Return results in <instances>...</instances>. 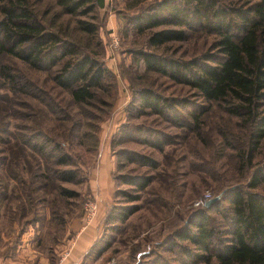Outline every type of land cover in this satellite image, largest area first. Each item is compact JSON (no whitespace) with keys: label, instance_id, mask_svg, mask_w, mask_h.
I'll use <instances>...</instances> for the list:
<instances>
[{"label":"rangeland","instance_id":"obj_1","mask_svg":"<svg viewBox=\"0 0 264 264\" xmlns=\"http://www.w3.org/2000/svg\"><path fill=\"white\" fill-rule=\"evenodd\" d=\"M62 1L29 0L28 8L62 45L82 54L89 43L107 72L94 98L78 104L53 84L58 67H30L19 58L22 47L0 55V264H205L198 259L204 253L176 235L195 233L194 216L205 212L222 226L232 189L264 196V184L247 188L264 165V139L249 168L246 118L227 102H207L170 70H147L139 54L194 63V72L214 65L217 37L195 27L182 42L150 47L152 33L182 30H136L134 19L162 0H93L88 14L86 6L68 14ZM85 24L95 25L93 39ZM145 91L163 101L159 111L146 106ZM135 177L151 182L139 191L126 182ZM207 194L220 211L196 206ZM88 203L96 204L89 222ZM93 228V239L82 243Z\"/></svg>","mask_w":264,"mask_h":264},{"label":"trees","instance_id":"obj_2","mask_svg":"<svg viewBox=\"0 0 264 264\" xmlns=\"http://www.w3.org/2000/svg\"><path fill=\"white\" fill-rule=\"evenodd\" d=\"M94 3L99 4L98 0ZM94 3L93 0L61 2L68 14H75L84 6L88 14L94 10ZM28 5H31L29 0H0V55H16L15 49L22 47L18 49L21 60L37 70L49 71L58 67L59 70L51 77L53 84L67 90L75 103H88L94 98L93 90L100 87L107 72L97 59L95 49L87 43V52L81 54L72 43L62 45L61 37L45 33L44 25ZM134 20V26L140 33L164 25L182 28L152 33L147 40L150 47L182 42L186 38V30L196 31L193 30L195 27L217 37L213 43L217 57L214 65H196L194 72L193 67L188 66L194 63L166 61L147 53L139 55L147 70L164 74L170 70L173 79L197 90L207 102H227L234 115L246 118L248 145L244 159L250 168L264 139V0H235L228 6H223L220 0H162ZM81 30L93 39L96 27L85 24ZM58 32L64 34L65 30ZM8 43L11 46L7 47ZM4 76L6 80L10 79L8 74ZM142 93L146 106L159 111L158 107L163 103L159 96L148 91ZM32 146L43 151L33 143ZM141 159L145 166L154 164L146 158ZM126 180L139 191L151 182L139 177ZM262 184L264 165L251 173L247 188L253 190ZM225 200L230 207L227 214L220 212L225 221L222 226H213L207 213H200L193 219L195 233L182 231L177 233V238L196 245L204 253L198 258L199 262L205 264H209L211 259L216 264H264V196L235 188L229 191ZM216 204L211 206L218 212ZM134 212H122L119 222H125Z\"/></svg>","mask_w":264,"mask_h":264},{"label":"built area","instance_id":"obj_3","mask_svg":"<svg viewBox=\"0 0 264 264\" xmlns=\"http://www.w3.org/2000/svg\"><path fill=\"white\" fill-rule=\"evenodd\" d=\"M210 195H205L203 199H200L198 202H196V206H205V204L211 199L209 198ZM96 215V204L95 203H88L85 205V216L84 219L88 222L94 218Z\"/></svg>","mask_w":264,"mask_h":264},{"label":"crops","instance_id":"obj_4","mask_svg":"<svg viewBox=\"0 0 264 264\" xmlns=\"http://www.w3.org/2000/svg\"><path fill=\"white\" fill-rule=\"evenodd\" d=\"M84 231H86V229ZM94 235H95V229L94 228L92 230H90V231H87V233H85V236H84V239H83L84 241L82 240V243H87V242L89 243L93 239ZM74 251H77V250H74ZM80 252H81V250H80ZM78 255H80V253L79 254L76 253V256H78Z\"/></svg>","mask_w":264,"mask_h":264},{"label":"water","instance_id":"obj_5","mask_svg":"<svg viewBox=\"0 0 264 264\" xmlns=\"http://www.w3.org/2000/svg\"><path fill=\"white\" fill-rule=\"evenodd\" d=\"M216 202H217V199H215V200H211V201H208V202L205 204L204 207L208 208V207H210L212 204H214V203H216Z\"/></svg>","mask_w":264,"mask_h":264}]
</instances>
